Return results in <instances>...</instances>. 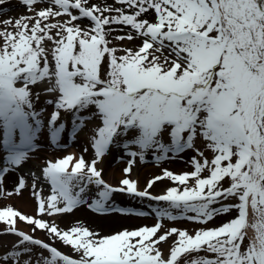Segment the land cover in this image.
I'll use <instances>...</instances> for the list:
<instances>
[{"label": "snow or ice", "instance_id": "6c2138e0", "mask_svg": "<svg viewBox=\"0 0 264 264\" xmlns=\"http://www.w3.org/2000/svg\"><path fill=\"white\" fill-rule=\"evenodd\" d=\"M24 190L36 213L0 207V264H264V0H0V199ZM81 208L156 222L60 227Z\"/></svg>", "mask_w": 264, "mask_h": 264}, {"label": "rangeland", "instance_id": "374dc122", "mask_svg": "<svg viewBox=\"0 0 264 264\" xmlns=\"http://www.w3.org/2000/svg\"><path fill=\"white\" fill-rule=\"evenodd\" d=\"M11 7H12V10L9 12H12V13L9 16L7 15L6 18L7 17H18L21 14H23V12H24L23 8L17 7L14 4ZM18 9H20V10H18ZM48 110L51 111L50 108ZM72 144H73L72 141H68V143L65 145L64 148L53 149L51 147H48V141H44V142H42V147L44 150L39 151L38 153H40V155H39L40 157L54 158L58 155V154H56V152H61V153L67 154L68 153V146H71ZM76 145H78V143H76ZM75 148L79 149V146H75ZM118 155H119L118 153H113V156H118ZM34 160H36V158ZM112 160H113V163L112 164L108 163L109 166L107 165V168L105 169L104 175H105V179L108 180L110 183H115L116 180L119 179V177L121 175V169L125 165L123 163H117L115 159H112ZM37 163H39V165H40L42 163V161H37ZM103 166H104V163L101 165V167H103ZM165 166L169 167L174 172H179L182 170H188V171L191 170V169L186 168L185 164L180 162V161H175V162L167 164ZM138 172H139L140 184H141V186H143L144 182L148 178L154 176L155 174H157L159 172V168L154 167L152 164H148L147 166L139 168ZM133 178H135V176ZM155 191H156V193H159L161 191V187H156ZM115 202H116L117 207L125 208L126 211L146 210L145 206L147 204V202H144V204H139L136 201H132L131 198H129V197L120 196V195L116 196ZM2 207H4V206H2ZM98 215H100V214H98ZM108 215H113V216L115 215L118 217H122V218L128 220L129 224L128 225H126L124 223H122V224L118 223L117 225H112V224L109 225L108 224V225L100 227L97 230L95 228H92V227H89V228L92 230H95V231H99L102 234L107 235V234H111L113 232H116V231H119V230H122L125 228L132 229V228H136V227L141 226V225L152 226L156 222L151 216H149L147 218H128V217H125L121 214L111 213V212L108 214H105V215H100V216H108ZM220 222L221 221L218 219L217 224H219ZM169 226L179 227V228H187L189 230H192L194 228L199 227L198 225L193 224V223H189V222L175 223V224L170 223ZM211 226H216V225H211ZM37 235L39 236L41 234L37 233ZM9 239H11V238H9ZM57 246L59 247V245H57ZM165 247H167V246H165ZM61 250L67 251V249H61Z\"/></svg>", "mask_w": 264, "mask_h": 264}, {"label": "bare ground", "instance_id": "6f19581e", "mask_svg": "<svg viewBox=\"0 0 264 264\" xmlns=\"http://www.w3.org/2000/svg\"><path fill=\"white\" fill-rule=\"evenodd\" d=\"M11 13L12 12H9L7 13V15L9 16ZM74 145L79 146V149L75 148ZM81 146H82L81 143H78V145H76V143H73L71 146H68V153L73 152V151L79 152L81 149ZM56 154L63 155L64 153L56 152ZM37 155H40V153H37ZM34 159L35 157H33L27 163H25V165L20 169L19 173L9 175L6 177L5 189L7 191H14V187L17 184V177L19 175H23L26 178L27 183L29 185L32 183L30 170H35V174L39 175L40 165L39 163H37V160H34ZM112 159L113 157H108L105 160L104 166H103L104 169L107 168L108 163L109 164L113 163ZM38 187L43 188L44 194L45 195L47 194L48 188H49L47 184H39ZM2 206H11L19 210L22 214L29 215V216H33L36 213L35 199L30 196V192L28 190H24L22 195L17 194V195L12 196L11 198L0 199V207ZM76 222H80L83 225L87 227L95 228L96 230L108 224L109 225L110 224L117 225L118 223H121V224L124 223L126 225L129 224L128 220L122 217H118L115 215L114 216L113 215L100 216L98 214L92 213L90 209L88 208H81L79 210H76L74 214L67 215L62 220H58L60 227L64 229L74 225ZM19 227L24 229L25 231L28 230L23 222L19 223Z\"/></svg>", "mask_w": 264, "mask_h": 264}]
</instances>
